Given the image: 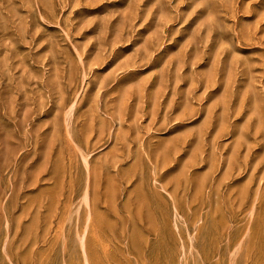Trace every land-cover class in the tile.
I'll return each mask as SVG.
<instances>
[{
    "label": "rangeland",
    "instance_id": "rangeland-1",
    "mask_svg": "<svg viewBox=\"0 0 264 264\" xmlns=\"http://www.w3.org/2000/svg\"><path fill=\"white\" fill-rule=\"evenodd\" d=\"M0 264H264V0H0Z\"/></svg>",
    "mask_w": 264,
    "mask_h": 264
}]
</instances>
